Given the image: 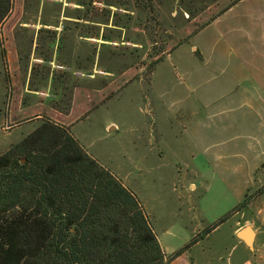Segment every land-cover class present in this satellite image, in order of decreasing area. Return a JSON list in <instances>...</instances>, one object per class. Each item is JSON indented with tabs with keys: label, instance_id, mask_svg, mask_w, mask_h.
Returning <instances> with one entry per match:
<instances>
[{
	"label": "rangeland",
	"instance_id": "rangeland-1",
	"mask_svg": "<svg viewBox=\"0 0 264 264\" xmlns=\"http://www.w3.org/2000/svg\"><path fill=\"white\" fill-rule=\"evenodd\" d=\"M236 1L13 0L0 28V156L46 119L69 128L137 195L172 257L232 208L229 189L198 159L197 138L181 135L186 119L180 117L197 100L202 69L231 68L232 51L263 44L264 26L254 23L264 0L240 1L181 45ZM37 38L56 52L36 49L34 57ZM210 41L224 51L218 64L201 63L192 50ZM18 99L22 107L12 108L22 119L10 123L5 116ZM94 105L79 120L83 107ZM262 189L251 188L246 204ZM166 226L171 234H162ZM218 227L204 246H229L230 224Z\"/></svg>",
	"mask_w": 264,
	"mask_h": 264
},
{
	"label": "trees",
	"instance_id": "trees-1",
	"mask_svg": "<svg viewBox=\"0 0 264 264\" xmlns=\"http://www.w3.org/2000/svg\"><path fill=\"white\" fill-rule=\"evenodd\" d=\"M12 8L13 0H0V28ZM247 195L232 212L248 206ZM232 212L170 258L190 249ZM167 260L137 195L90 155L69 128L46 119L0 156V264Z\"/></svg>",
	"mask_w": 264,
	"mask_h": 264
},
{
	"label": "crops",
	"instance_id": "crops-1",
	"mask_svg": "<svg viewBox=\"0 0 264 264\" xmlns=\"http://www.w3.org/2000/svg\"><path fill=\"white\" fill-rule=\"evenodd\" d=\"M257 8V22L254 26H264V6ZM253 11L256 10L253 8ZM250 20L254 18L250 17ZM197 34L181 46L191 44ZM44 41L37 38L31 44L34 57L36 49L40 51ZM46 47L42 49L48 50L50 55L56 52V48ZM254 47L242 53L232 51L237 65L231 68L202 69V81L210 79V82L197 83V100L186 106L192 107L190 112L186 111L188 116L180 117V120L186 119L181 135L186 136L187 133L197 138V156L206 166V169H202L210 171L212 178H218L221 185L229 189V194L233 197L229 212L244 200L251 188L264 186V42H260L256 49ZM192 50L200 62L205 64L210 61L218 64V60L225 58L221 46L212 41L204 44L202 48L193 45ZM32 98L35 104L39 101L43 104L35 96ZM11 103L13 104L5 117L8 122L15 123L20 117L22 119L23 114L20 109L14 110L12 107H22V102L18 99ZM95 108L96 105L94 108L83 107L81 113L84 116L79 120L87 117ZM72 111L73 108L65 116H69ZM191 120L194 124L189 123ZM109 129L115 130L116 126L109 125ZM197 217L205 216L197 214ZM226 223L230 224V228L227 229L224 243L229 246H204L220 226L176 258H169L158 232L155 231L168 257L166 264H264V192L246 208L232 212ZM172 229L173 227L166 226L161 232L171 234Z\"/></svg>",
	"mask_w": 264,
	"mask_h": 264
},
{
	"label": "water",
	"instance_id": "water-1",
	"mask_svg": "<svg viewBox=\"0 0 264 264\" xmlns=\"http://www.w3.org/2000/svg\"><path fill=\"white\" fill-rule=\"evenodd\" d=\"M248 228V227H247ZM250 243V242H249Z\"/></svg>",
	"mask_w": 264,
	"mask_h": 264
},
{
	"label": "built area",
	"instance_id": "built-area-1",
	"mask_svg": "<svg viewBox=\"0 0 264 264\" xmlns=\"http://www.w3.org/2000/svg\"><path fill=\"white\" fill-rule=\"evenodd\" d=\"M62 68V67H61Z\"/></svg>",
	"mask_w": 264,
	"mask_h": 264
}]
</instances>
